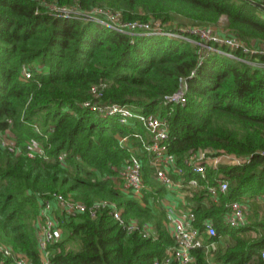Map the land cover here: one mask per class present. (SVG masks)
<instances>
[{
    "label": "trees",
    "instance_id": "16d2710c",
    "mask_svg": "<svg viewBox=\"0 0 264 264\" xmlns=\"http://www.w3.org/2000/svg\"><path fill=\"white\" fill-rule=\"evenodd\" d=\"M252 1L264 6V0H0V130L10 126L19 145L35 139L52 156L69 152L61 167L0 146V242L23 252L30 264H40L33 225L39 198L59 192L86 204L115 201L125 218L152 223L157 238L126 234L107 211L95 219L63 213L58 215L61 238L49 246L51 264H153L165 256L174 242L163 211L152 212L112 181L129 147L138 146L132 137L126 145L118 138L141 131V125L136 120L123 125L82 106L88 100L118 102L166 118L168 150L181 166L186 155L203 148L251 156L248 163L207 171L212 184L222 174L228 191L209 206L198 194L192 199L195 225L202 227V220L211 218L216 235L205 238L211 244L208 252L193 250L191 264H264V215L259 214L264 212V156L255 153L264 149V68L245 62L240 51L233 52L239 59L211 52L199 64L198 47L190 41L121 33L59 11L105 8L119 12L123 21H160L172 30L218 28L225 16L221 30L264 42V19L258 15L264 8ZM48 5L56 9L49 11ZM23 67L31 78L22 76ZM181 78L187 82L185 103L164 104L163 96L177 90ZM93 86L100 96H94ZM143 163L145 181L154 187ZM191 177L196 176L188 171L186 178ZM243 198L253 215L247 214L243 227L227 226L226 203Z\"/></svg>",
    "mask_w": 264,
    "mask_h": 264
},
{
    "label": "built area",
    "instance_id": "2783aa9c",
    "mask_svg": "<svg viewBox=\"0 0 264 264\" xmlns=\"http://www.w3.org/2000/svg\"><path fill=\"white\" fill-rule=\"evenodd\" d=\"M53 10L56 9L52 6ZM264 10V9H263ZM63 14L74 13L83 20H93L99 26H107L117 32L134 34L137 32L150 35H163L168 38H179L197 45L199 64L211 52H220L229 57L239 59L234 51L244 54L245 62L264 68V42L252 40L247 43L244 39L228 34L212 25H194L179 29H165L159 21H123L119 12L105 8H92L84 12L76 9L62 7ZM192 37H195L193 39ZM224 46L229 49L223 52L216 48ZM22 76L29 79L32 74L26 67L21 70ZM195 74L193 70L190 77ZM94 96L101 95L97 87L91 88ZM187 82L180 79L177 90L163 96L164 104H183L186 101ZM82 106L96 111L99 116L116 117L119 123L125 125L131 120H136L141 125V131L134 130L127 135L118 138L119 144L126 145L128 140L137 142L138 146L129 147V155L124 160L118 174L112 177L117 190L125 196L141 200L148 194L154 204L163 207L164 223L173 239L174 244L168 247L165 256L161 260H154L153 264H167L176 260L177 264H191L195 258L193 250L203 248L210 250L211 244L205 241L216 235L214 221L211 218L202 220V227L195 225L196 214L194 201L196 194L201 197V203L209 206L211 202L217 203L220 194L228 191V180L220 173L216 174L215 184H212L207 176V171L217 170L220 165H241L248 163L251 156H236L225 151H215L209 148L198 149L190 152L183 160L182 166L176 161V156L168 150L169 130L166 118L155 113L144 114L136 111L132 106L118 102L85 101ZM9 124L11 121L8 122ZM37 132L41 130L35 128ZM0 146L13 154H24L28 158L39 157L45 161H55L61 167L67 165L68 151H60L55 156L49 155L40 142L35 139L27 140L24 145H19L11 127L0 130ZM137 152V153H136ZM255 153L264 156V149ZM146 160L150 170L149 176L154 184L164 189V197L158 198V194L145 181L144 163ZM190 171L196 177L186 178ZM155 193V198L153 196ZM169 196V198H165ZM247 199L232 200L226 203L227 211L224 213L223 222L232 228H240L248 223ZM102 211H107L114 222L126 233H138L143 238L152 240L157 238L152 223L138 218H125L123 209L115 201L106 199L95 200L86 204L74 199L70 195L53 192L39 198V210L34 221V230L40 252V264L50 263L49 246L61 238V228L58 215H75L87 213L95 219ZM264 259V248L261 251ZM8 261L9 264H30L28 257L21 251L15 250L11 245L0 242V264Z\"/></svg>",
    "mask_w": 264,
    "mask_h": 264
},
{
    "label": "rangeland",
    "instance_id": "374dc122",
    "mask_svg": "<svg viewBox=\"0 0 264 264\" xmlns=\"http://www.w3.org/2000/svg\"><path fill=\"white\" fill-rule=\"evenodd\" d=\"M52 8V5L50 6V5H48L47 6V9L50 11V9ZM258 15H260L261 16V18L263 17V19H264V10L262 9V10H259L258 11ZM225 20H226V18H225V16H222L221 17V19H220V24H219V26H217L218 28H221L222 29V27L224 26V24H225ZM160 22V21H159ZM189 25H186V26H184V27H188ZM251 39H249V41H246L247 43H250L251 41H250ZM120 137H122V136H120ZM258 151V150H257ZM156 186V185H155ZM157 186H159V185H157ZM160 188V187H159ZM155 192H156V187H155ZM157 194L159 193V191L158 192H156ZM163 194H164V192H163ZM159 195V194H158ZM163 197V196H162ZM149 198V197H148ZM154 198H155V193L153 194V200H154ZM158 198H160V197H158ZM142 201V203H143V198L141 199ZM253 201H255V200H253ZM152 203H154L153 201H151ZM154 205V204H153ZM264 205V204H263ZM158 207H160V206H158ZM255 208V207H254ZM161 209V208H160ZM151 210H153L152 212H155V210H157L154 206H151ZM252 210H254L253 209V206L250 208V206H248V213L252 216L253 215V212H252ZM259 211V210H258ZM259 214H263L264 215V212L263 211H261V212H259ZM259 216V215H258ZM222 241L224 242V243H227V241H228V239L225 237L224 239H222ZM77 246H75V248H76Z\"/></svg>",
    "mask_w": 264,
    "mask_h": 264
},
{
    "label": "crops",
    "instance_id": "0c3cea01",
    "mask_svg": "<svg viewBox=\"0 0 264 264\" xmlns=\"http://www.w3.org/2000/svg\"><path fill=\"white\" fill-rule=\"evenodd\" d=\"M137 153V152H136ZM144 159V158H143ZM156 184H154V187H152L153 189H154V191H155V187L156 188H159L160 186H155ZM148 193H150V192H148ZM151 194V193H150ZM159 194V196L158 197H161L162 198V196L164 197V195H165V193L163 194H160V193H158ZM151 196H153L152 194H151ZM166 196V195H165ZM149 197V198H148ZM165 198H169V196H167V197H165ZM144 200H143V203L141 202L142 200H138L139 202H140V204L142 205V206H144V205H146V206H148V207H150L151 208V206H154L157 210H162L163 211V213H164V209H163V207H158V205H156V204H154V203H152L151 201V198H150V196L149 195H147V197L146 198H143ZM169 199H171V198H169ZM154 204V205H153ZM161 208V209H160ZM165 214V213H164ZM164 219H165V216H164Z\"/></svg>",
    "mask_w": 264,
    "mask_h": 264
},
{
    "label": "water",
    "instance_id": "95a60500",
    "mask_svg": "<svg viewBox=\"0 0 264 264\" xmlns=\"http://www.w3.org/2000/svg\"><path fill=\"white\" fill-rule=\"evenodd\" d=\"M252 2L255 3V4H257V5H259V6H261L262 8H264V6L261 5L260 3L256 2V1H252Z\"/></svg>",
    "mask_w": 264,
    "mask_h": 264
}]
</instances>
